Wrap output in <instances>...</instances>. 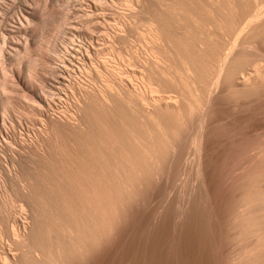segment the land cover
<instances>
[{"label":"bare ground","instance_id":"bare-ground-1","mask_svg":"<svg viewBox=\"0 0 264 264\" xmlns=\"http://www.w3.org/2000/svg\"><path fill=\"white\" fill-rule=\"evenodd\" d=\"M62 1L70 10L63 17L55 10L60 0H0V115L5 117L1 111L8 113L6 119L0 118V184L10 186L14 199L26 207L13 209L1 203L0 264H91L107 245L108 235L116 234L124 223L127 226L128 211L141 209L131 206L135 202L131 197L121 202L116 187L121 181L119 173L114 171L109 180L104 172V129L111 144L127 139L128 149L138 151V157L147 158L153 167L162 163L182 172L180 175L193 173L199 198L206 185L207 164L215 172L222 162L224 175L229 177L226 180L233 187H245L246 175L251 187L264 171V122L247 126L248 112L253 114L255 108L258 114L262 110L261 105L257 111L258 103L263 101L259 100L264 98V0ZM118 2L125 8L117 9L114 4ZM11 13L15 14L14 26L7 28ZM74 14L78 17L73 18ZM72 18L77 19V27L70 22ZM141 22L149 26L150 42L145 48L130 46V37ZM51 26L55 32L69 27L64 34L67 38L59 46L44 48L43 34L51 32L52 28L47 31ZM15 36L18 42L13 41ZM7 46L17 51L10 55ZM18 47L38 57L20 60ZM8 59L15 67L6 68ZM229 94L237 98L233 107L225 102ZM13 96L25 101L27 108L20 110ZM193 105L197 124L190 134ZM27 117H36L39 127L35 121L26 135L22 133ZM139 128L146 133L143 139L138 137ZM175 134L182 136L175 138ZM236 157L243 161L237 167L231 165ZM56 162L67 168L74 165L82 179H71L57 169ZM52 170H57L64 185L78 197V210L93 221L94 229L84 219L78 223L72 214V222L63 227L49 213L56 235L53 241L47 234L49 250L42 256L33 249L23 250L29 243H37L40 233L35 217L38 210L30 194L38 181L25 180L21 173ZM213 174L221 180L220 174ZM154 177L162 180L159 174ZM216 180L212 184H218ZM151 181L149 176L142 179L144 196L153 186ZM87 187L92 189L90 195ZM207 195L203 199L208 200ZM189 196L177 207L179 219ZM230 199L232 208L226 209L227 200L225 210L233 212L235 219L249 222L254 215L251 207L264 203V191H248L243 200L250 209L242 212L234 207L235 203L240 208L239 199ZM161 212L164 209L157 215Z\"/></svg>","mask_w":264,"mask_h":264},{"label":"rangeland","instance_id":"rangeland-1","mask_svg":"<svg viewBox=\"0 0 264 264\" xmlns=\"http://www.w3.org/2000/svg\"><path fill=\"white\" fill-rule=\"evenodd\" d=\"M114 5L116 6L117 9L125 8L122 2H118ZM84 6L83 8L85 9L86 5ZM86 9L88 10V8ZM55 10L58 11V13H60L59 14V16L61 15L60 17H63V15L70 13L69 12L70 10H68L67 8V4H65V1L62 0H60V3L55 5ZM14 16L15 14L11 13L7 17V22L5 23L7 28H11V25L12 27L14 26V24H12L13 23L12 21L14 20L13 18ZM74 17L76 18L78 16L74 14L73 18ZM73 18L70 19V22H73L74 26L77 27L78 26V23H76L77 19L74 20ZM7 23L10 24V27L9 24L7 25ZM111 23H114V21H111ZM49 28H52L51 32ZM53 28L54 27L52 26L48 27L47 31L49 30V32L47 33L46 31H44L45 32V34H43L45 37L43 40L44 48H46L48 45L49 47L47 48H50L54 44L59 46L67 38V36L65 35L69 31L68 30L69 27L67 28L65 26V28L63 27L59 32L58 31L55 32L54 31L55 28L54 29ZM137 28L138 29L136 34H134L133 37L131 36L132 38L130 37L129 44L130 46H135V47L142 46L145 48L147 44H149L148 42H150L147 36L149 26L147 25L146 22H141L139 23V25H137ZM52 31H54L55 33ZM58 34L62 35L61 39H60V35ZM139 37L141 40L139 39ZM54 38H56L57 40ZM59 39L61 40L60 42ZM13 41L18 42L19 38L15 36ZM143 43H145V45ZM11 47L13 46H10L7 49L10 55H13L17 51L16 50L17 48L16 47L11 48ZM18 49H19L18 58L20 60L27 61L29 60L28 58H30L29 56H31V58L38 57V56L35 57L34 52L33 54L30 53L27 55L25 51L22 49V47H18ZM50 55L54 57V54H50ZM13 62L11 60L9 61V59L6 60V64H5L6 68L10 69V66L15 67L14 66L15 62L14 63ZM1 67L2 64L0 63V69ZM1 77L2 76L0 75V81H2L3 79ZM50 77L51 76L48 75V78L52 79V77L51 78ZM181 82L185 83L183 75L181 77ZM185 92H186L187 101L189 100L190 102L191 95L189 94L187 89H185ZM13 94L17 97V94L15 93ZM15 96H13L14 100L16 99ZM19 99L15 100L16 102L19 103V104L17 103V106L19 105L18 108H20V110L23 108L26 109L27 106L25 101H23L22 99H20L21 100L20 101ZM225 102H229L230 106L233 107L237 103V98L234 95L229 94ZM259 102L260 103H258L259 106L257 111H260L261 109L262 110L258 112V114H256L257 112L255 108L254 111L253 109H251V112H253V114L248 112V116L249 114H251L247 118V124L250 123L247 125L249 127L250 126L257 127L264 122V106H263L264 98H261ZM261 105L262 108L260 109ZM192 108H193L192 111L193 120H192V125L189 128L190 134L194 133L197 124L196 121L197 107L193 105ZM2 112L3 111H1V114L5 115V117L7 118L8 113L3 112L4 113L3 114ZM2 117L3 119H6L4 116H1L0 118ZM30 118H28L29 120L28 119L27 120L28 121L32 120L34 122L33 123L28 122L27 120L26 122L24 121L26 124L23 125L24 130L22 134H26V133L28 134L29 132H27L28 130L27 127L31 129V127H33L32 124L36 125L35 121L37 120V118L33 117L36 120ZM25 119L26 118H24L23 120ZM1 120L2 119H0V125H1ZM36 122L37 125L35 127H39V122L38 121ZM104 130H105V139L103 141L104 146L102 148V154L105 158L104 172L109 180H111L114 171L119 173L118 176L121 177V181L117 183L116 187L121 202L123 201V198L129 199V197H131L132 200L135 201L132 202L133 205L131 204V206L133 208L134 207L137 208L140 206L139 209L141 208L140 209L141 211L138 210V208L133 210L131 208L130 211L133 212V215L132 213L130 214V211H128L129 213H127V215L129 214V216H126L127 218H125L124 220V222L127 223V226L122 221V223L124 224L121 225V227H119V229L121 228L120 230L122 232L119 231L118 229L116 231V234L108 235L110 238L114 237V241H112L113 238L110 239L108 237L109 240L107 242V245H105L107 247L104 246L106 250L102 252L104 249L103 247L100 250V252L97 253L98 255L96 254L95 256L96 259L94 258L95 262L91 261V264H101L103 260H104L103 264H117V263L118 264H264V239H263L264 238V203L253 205V207H251L250 209L249 206L245 205L246 199L243 200L245 195L248 193V191L251 192H255L256 190L264 191V171L258 177L257 182L254 185L252 184L251 187H248L247 175L244 179V182L246 183L245 187H240V186L233 187L232 184H230V179L228 181L229 183L227 182L228 179L226 180L227 176L224 175L225 170H222L224 169V167L221 165L222 162L218 163L219 167H217L218 166L217 163H216L217 165L215 164V166L218 169H220L219 171L215 167L218 170L217 171L214 168L215 172L217 173L215 175L213 174L214 170L212 172V168L209 167L207 164L208 167L206 166L204 171V175L207 174L205 175L207 179V180L205 179L206 185L202 189L203 192L202 190L201 192L204 193L203 195L205 197L209 193L207 195L209 199L208 200H206L207 198L203 199L204 196L200 192L201 193L200 197L203 199V202H200L202 201V199L199 198V194L197 192V183L195 181V177L193 173H189L185 171L183 172V174L180 175V173L182 172L177 173L176 171L167 168V165H163L162 163H160L158 167L157 166L153 167L152 165H150L147 158L138 157V151L134 152L133 150L128 149V145L126 142L127 139L126 140L124 138L122 140L120 139L117 145L111 144L112 141L108 136V130L107 129ZM137 132L139 133L138 137H140L141 139L145 137L146 133L142 132L140 128L139 131L137 130ZM181 136L182 134L174 135L175 138L176 137L180 138ZM182 148L184 149L185 145ZM235 159H234L235 163L234 161H232L231 165L233 166L235 165V167H237L239 164L241 165L243 163L240 157L239 158L236 157ZM57 165H59L60 168ZM63 165L64 164L57 163L56 167H58L57 169L60 170L61 172L68 174L71 177V179H76V180L82 179L78 175L74 165L73 166L69 165L68 168L67 166L64 165L65 166L64 167ZM221 171L223 174H221ZM157 174L161 176L162 180H157L154 177ZM210 174H213L214 177H217V175L220 174L221 180L219 176H218L219 177L218 180L217 178H213ZM222 175H224V178H222ZM144 176H149L152 180L150 187L153 185L151 187V190H147L148 193L146 192L145 189V192L148 194L146 196H144L143 193L144 189L142 188V179ZM21 177L25 180H29L32 182L38 181V184L34 185L35 189L32 190L30 194L33 197V202L36 206L35 209L38 210L37 211L38 214L35 217L37 218L40 236L38 238L37 243L33 245L29 243V246L23 249L25 252H28L29 249H33L34 252H36L35 254L39 253L42 256H46L48 254L49 246L47 242V234L49 233L51 235L53 241H55V235H56V233L52 229V219L49 213H53L54 215H56L59 224L63 225V227H65L66 225L69 226V224L72 222V218H71V214H72L74 218H77L78 223L80 222V219L81 220L84 219L86 224H89L90 228L94 229L93 221L86 218L78 210V197L75 196V194L72 192V190L68 188V186L64 185L63 181L61 180L60 174L57 173V170L54 171L52 170V172L37 171L35 173H28L24 171L21 173ZM211 178H213L214 180L217 179L216 182L218 181L220 187L218 186V184L214 183L215 181H213V184H215L213 185L212 184L213 179L211 180ZM220 181L223 182L222 183L223 185H227L228 183L227 186L230 185L232 186L230 187V189L233 188L231 189L232 191H230L231 194L228 192L230 189L228 190L227 186L225 187L226 189L221 188L222 184ZM225 182L226 184H224ZM226 190L228 192V195L227 196L225 195L226 196V200H225L224 192ZM91 193H92V189L87 187L86 194L90 195ZM189 194H190L189 203L186 204L185 207L183 208V210L185 211L184 216L179 219L177 218V214L179 213L177 207L187 201V197ZM232 196H234L235 198L237 197L239 199L240 208H237V204L234 203V207L236 209L242 212L245 210V208L246 209L248 208V210L250 209L251 211L254 212L253 218L252 219L250 218L249 222L246 221L242 222L240 219H235L233 212L231 213L230 211L225 210L226 208L225 206L227 203L230 205L227 204L228 208L226 209L230 210L232 208L231 204L233 202L230 199V197ZM149 197H150V201L148 199ZM228 198L231 200L232 203L228 200ZM232 199L234 200V198ZM143 200H145L146 202L148 201L147 204L145 203L146 207L144 206L143 207L144 209L142 208V205H145L142 202ZM1 203L9 205L10 208L11 206H13L12 207L13 209L20 205L23 206L22 202L16 201L12 196V191L10 186L4 188L0 184V206ZM139 203L140 205H138ZM230 206L231 208H229ZM23 207L26 208L25 206ZM161 209H164V214H162L163 212H161L160 215H157V212L160 211ZM27 210L29 209L27 208ZM134 210H136L135 211L136 213L139 212L138 213L139 217L137 216V218L135 219L133 218L134 219L133 220L131 219V215L132 217H135V215H137L136 213L134 215ZM129 219L132 220L131 223H128L130 222ZM255 219H258L259 221V222L257 221L258 222L257 225L253 224V221ZM138 221L141 222L138 223ZM123 226H125L124 229ZM129 226H131V228ZM117 234H119V236H117ZM115 238L117 241L115 240ZM109 242L111 243L110 245L108 244ZM108 245L109 246L113 245V246L108 247Z\"/></svg>","mask_w":264,"mask_h":264}]
</instances>
